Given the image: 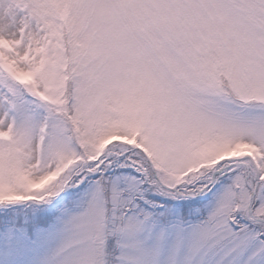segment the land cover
<instances>
[{"label":"snow or ice","instance_id":"1","mask_svg":"<svg viewBox=\"0 0 264 264\" xmlns=\"http://www.w3.org/2000/svg\"><path fill=\"white\" fill-rule=\"evenodd\" d=\"M0 264H264V0H0Z\"/></svg>","mask_w":264,"mask_h":264}]
</instances>
